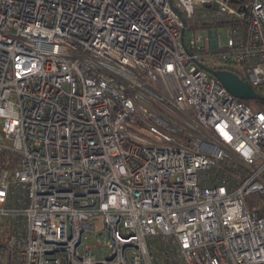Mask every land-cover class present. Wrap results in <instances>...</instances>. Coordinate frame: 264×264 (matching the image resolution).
Instances as JSON below:
<instances>
[{"label": "built area", "instance_id": "built-area-1", "mask_svg": "<svg viewBox=\"0 0 264 264\" xmlns=\"http://www.w3.org/2000/svg\"><path fill=\"white\" fill-rule=\"evenodd\" d=\"M211 68L264 85V0H0V264H264V111Z\"/></svg>", "mask_w": 264, "mask_h": 264}, {"label": "trees", "instance_id": "trees-1", "mask_svg": "<svg viewBox=\"0 0 264 264\" xmlns=\"http://www.w3.org/2000/svg\"><path fill=\"white\" fill-rule=\"evenodd\" d=\"M256 91L259 93L260 96L254 98L257 100V106L258 109L256 110H263L264 111V85L255 87ZM241 100L246 101L250 106L249 103L252 98H240ZM7 153H4L2 156H0V159L3 158ZM228 171V170H226ZM251 200H258L259 197H261V194H252ZM11 229V220L8 217L0 216V239H5L6 236L9 234V231ZM154 241H156L157 249L161 251L162 255L157 261L160 264H172V258L175 254L178 252L177 244L174 241L168 240V239H161L156 238Z\"/></svg>", "mask_w": 264, "mask_h": 264}, {"label": "water", "instance_id": "water-1", "mask_svg": "<svg viewBox=\"0 0 264 264\" xmlns=\"http://www.w3.org/2000/svg\"><path fill=\"white\" fill-rule=\"evenodd\" d=\"M214 72L226 85V87L239 98H256L259 93L246 80L242 79L238 74L230 70L210 69Z\"/></svg>", "mask_w": 264, "mask_h": 264}, {"label": "rangeland", "instance_id": "rangeland-1", "mask_svg": "<svg viewBox=\"0 0 264 264\" xmlns=\"http://www.w3.org/2000/svg\"><path fill=\"white\" fill-rule=\"evenodd\" d=\"M220 32H221L222 41L225 42L227 40V37H226V35L224 33V28L223 27L220 28ZM249 103L251 104V107L254 110L258 109L257 100H255L254 98H252V100ZM152 242H153V245L150 248H151V251H152V254H153L154 259L157 260V259H159L161 257L162 253H161V251H159L156 248L157 247V245L155 243L156 241H152Z\"/></svg>", "mask_w": 264, "mask_h": 264}]
</instances>
